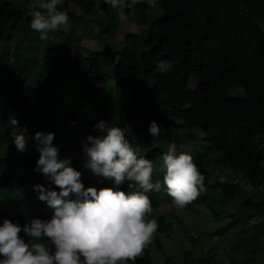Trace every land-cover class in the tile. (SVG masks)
<instances>
[{"label": "trees", "instance_id": "trees-1", "mask_svg": "<svg viewBox=\"0 0 264 264\" xmlns=\"http://www.w3.org/2000/svg\"><path fill=\"white\" fill-rule=\"evenodd\" d=\"M38 3L0 0V44L9 42L19 26L31 22L26 10L33 4L34 11L40 10ZM58 9L68 13L71 26L63 35L69 42L65 47L67 62L59 68H50L41 77L49 66L48 58L60 52L57 38H50L47 47L38 52L39 33L30 34L26 42L30 45H19L18 51L14 48L12 59L4 58V44L1 46L0 87L6 81L5 89L11 93L16 90L20 98L15 100L7 93L0 96V186L11 190L10 197L2 193L0 198V224L10 219L23 227L36 218L50 220L54 213L34 189L41 184L59 192L36 167L42 145L30 127L37 126V116H46L44 128H36V132L55 134L53 145L59 149L58 159L70 158V165L81 173L85 189L115 187L114 178L96 175L85 167L88 157L84 145L89 135H103L94 127L98 121H118L138 156L155 165L162 162L172 143L178 152L193 157L205 176V191L189 205H204L213 212L211 215L219 217L222 212L216 206L220 203L223 206L219 209L230 208L233 224H239L244 214L243 218L249 220L258 218L257 224L263 226L264 29L260 24L264 23V0H160L155 10L141 2L126 10L124 21L104 0H63ZM77 25L94 31L96 47L105 36L122 34L117 42L121 48L114 42L105 48L83 50L80 42L71 41ZM100 57H109L110 62L100 63ZM162 60L172 63L164 73L157 67ZM30 70L36 76L34 81L40 83L38 88L23 83ZM58 78L70 81L69 87L74 90L71 102L64 105ZM82 107V130L71 137L64 118L75 117ZM9 113L18 120L17 126L10 124L12 117L4 118ZM153 120L162 128L156 138L148 131ZM25 129L27 143L21 152L15 147L13 133ZM64 150L72 154L63 156ZM158 180L160 191L146 193L155 210L161 202L173 203L160 173L153 176V183ZM119 188L126 193L137 190L129 188L127 181ZM83 198L70 193L64 199ZM238 199L231 207L229 203ZM157 212L158 228L151 243L141 256L126 264H153V247L163 251L167 264H176L173 255L165 253L161 238L169 234L173 222L166 212ZM250 234L241 230L238 241L245 243ZM40 242L49 243L47 238ZM183 261L226 264L212 254L193 257L190 250L183 252Z\"/></svg>", "mask_w": 264, "mask_h": 264}, {"label": "clouds", "instance_id": "clouds-1", "mask_svg": "<svg viewBox=\"0 0 264 264\" xmlns=\"http://www.w3.org/2000/svg\"><path fill=\"white\" fill-rule=\"evenodd\" d=\"M63 0H39L41 10L31 14L30 28L39 33V39H49L69 23L66 11L59 10ZM144 2L150 9H158L160 0H104L119 20L126 19V10ZM103 15V12H101ZM264 29V23L260 24ZM164 73L172 68L169 61L157 65ZM10 124L18 120L10 118ZM103 135L87 137L84 145L88 161L85 167L96 175L114 178L115 187L84 188L81 173L70 165V158L58 159L59 149L53 145L55 134L37 131L35 139L42 145L36 167L59 192L44 185H34L39 199L54 209L50 220H31L23 227L10 219L0 224V264H126L135 261L158 228L156 219H150L152 202L146 194L160 191L161 182L153 183L154 174L163 176V185L176 208L183 209L205 191V176L199 171L193 157L169 145L162 162L155 165L150 159L138 156L118 121L103 120L94 126ZM24 131L13 133L18 151L26 148ZM154 137L162 128L153 120L148 128ZM125 181L136 191L125 192L119 186ZM70 193L82 195V200H66ZM30 239L25 240L20 233ZM47 238L49 243L40 242ZM82 258V259H81Z\"/></svg>", "mask_w": 264, "mask_h": 264}, {"label": "rangeland", "instance_id": "rangeland-1", "mask_svg": "<svg viewBox=\"0 0 264 264\" xmlns=\"http://www.w3.org/2000/svg\"><path fill=\"white\" fill-rule=\"evenodd\" d=\"M35 4V3H34ZM26 10L25 16L31 15L34 11L35 5ZM41 10V9H40ZM91 24V23H90ZM98 24V23H97ZM26 26V27H25ZM71 28L70 24L68 23L65 26H61V28L55 32H50L49 39L45 41H41V48H39L38 52H42L44 47H47L50 38H57V43L61 45L60 52L58 56L55 58H48L46 68L42 71V76L51 68L55 70L61 66V63L67 62L66 60V52L65 47L69 45V42H65V38L63 37L64 33L69 31ZM19 30L15 32V34L11 37L10 41H6L5 43L0 44V52L2 51V44H4V58L12 59L13 55H15L16 47L19 45H27L30 44L26 43L30 41V34H37L36 31L30 28V23L25 25H21L18 28ZM75 37H72V42L78 44L80 42L81 48L87 51H92L97 48H105V46H111L115 42L117 45L119 42L118 40L122 37V34L116 32L113 36H105L103 38V43L100 46L96 47L94 31H86L83 25H77L73 32ZM79 36V37H78ZM82 37V39H81ZM70 41V42H71ZM118 42V43H117ZM120 44L117 47L121 48ZM2 46V47H1ZM9 46V47H8ZM16 49L13 51V49ZM25 52V51H24ZM66 60V61H65ZM109 57H100V63H109ZM60 64V65H59ZM35 74L31 72L28 76L24 78V85L26 84L28 88H38L40 83H36L34 81ZM69 78V77H68ZM60 82V91L63 93V105L67 102H71L72 100V93L74 90L70 89V81L67 79L63 80L62 78H58ZM7 82H4V86L0 87V96L1 94H9L12 96L13 99L18 100L20 96L15 95V91L11 93L5 89L7 86ZM195 85L193 81L192 86ZM56 88L53 90L55 91ZM59 92L58 88L57 91ZM19 109V108H18ZM17 111V110H16ZM14 114H17L15 112ZM28 119L32 120V114L28 113ZM11 113L8 116H4V118L12 117ZM37 122V126L30 127V131L36 133L37 129H43L44 123L46 122V116H37L35 119ZM25 125L24 123H22ZM43 124V125H42ZM63 131V130H62ZM35 135V134H34ZM179 135H183L181 132ZM180 136V137H181ZM35 137V136H34ZM29 140L33 141L34 139L28 138ZM69 142H64L67 144ZM80 150H77L79 152ZM72 154V152L64 150L62 155L68 156ZM243 187L247 188L246 185ZM11 190L1 187L0 186V198L2 199V193L6 194V196L10 197L9 193ZM172 199V198H171ZM241 199L237 201H231L230 206L233 207V204H236ZM8 202V201H7ZM220 204V203H219ZM217 204L216 208L218 211L222 212V215L217 217L211 215L212 213L208 211V209L201 204H193L187 205L183 209H178L175 207L172 201L170 202H161L160 207L158 210L153 209L152 213L149 214L150 219H156L158 212H166V215L169 219L173 222L172 226L169 230V234H162V241H163V249L167 255H173L172 260L176 264H185L183 261V252L185 250L192 251L193 257L199 256L201 253L205 254H212L217 261H222L226 264H264V225L257 224L258 218L254 217L250 220L248 218H243L244 214H241L242 221H238L239 224L232 223V216L229 212L230 208L226 207L224 209H219L221 206ZM234 210V209H233ZM254 220V221H253ZM242 231L247 232L249 235L248 240L245 243H241L239 240V234ZM253 233V234H252ZM247 234L244 233V236ZM23 236V234L21 235ZM25 238V237H24ZM25 240H28L25 238ZM152 257H153V264H167L165 261V255H163V251L157 250L156 248L151 249ZM254 255V259L253 258ZM252 261V262H251Z\"/></svg>", "mask_w": 264, "mask_h": 264}, {"label": "built area", "instance_id": "built-area-1", "mask_svg": "<svg viewBox=\"0 0 264 264\" xmlns=\"http://www.w3.org/2000/svg\"><path fill=\"white\" fill-rule=\"evenodd\" d=\"M85 107H82L79 112V114H77L75 117L73 118H70V119H67V118H64V121H65V125L68 127L69 129V135L71 137H74L78 134V132H81L82 130V120L85 118L83 115H82V111H84Z\"/></svg>", "mask_w": 264, "mask_h": 264}]
</instances>
